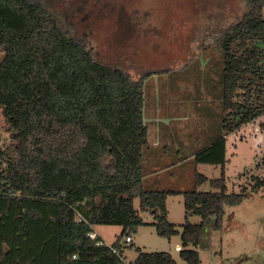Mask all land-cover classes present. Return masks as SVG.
Masks as SVG:
<instances>
[{"label": "trees", "instance_id": "16d2710c", "mask_svg": "<svg viewBox=\"0 0 264 264\" xmlns=\"http://www.w3.org/2000/svg\"><path fill=\"white\" fill-rule=\"evenodd\" d=\"M246 3L244 16L212 39L223 58L226 134L264 114V0ZM1 53L0 106L13 156L0 145V264H178L169 251L141 247L126 262L122 239L143 225L162 237L181 234V257L202 264L198 247H210L205 240L222 227L226 207L249 194L227 189L226 137L194 153L198 163L223 167L219 178L197 173L196 184L209 180L215 190L146 189L144 80L155 71L135 79L98 61L88 39L72 37L35 0H0ZM262 186L258 178L252 190ZM170 193L183 194L187 215L200 223L180 231L169 220ZM99 224L123 229L106 244L89 236Z\"/></svg>", "mask_w": 264, "mask_h": 264}, {"label": "rangeland", "instance_id": "374dc122", "mask_svg": "<svg viewBox=\"0 0 264 264\" xmlns=\"http://www.w3.org/2000/svg\"><path fill=\"white\" fill-rule=\"evenodd\" d=\"M35 1L54 13L72 37L88 39L98 61L118 66L135 79L155 71L144 80V119L149 127L144 148V170L149 177L144 188L215 190L209 180L196 184L197 173L219 178L223 167L198 163L193 156L226 137L227 189H247L249 194L240 204L226 207L222 227L212 230L205 240L210 247H198L202 264H264V186L252 190L258 178L264 179V114L226 134L223 58L212 44L216 34L244 16L246 0ZM12 141L0 106V145L10 156ZM157 167L159 173L150 176ZM151 179L157 181L156 186ZM134 206L140 210L139 197ZM167 208L169 220L180 231L183 224L202 220L199 215H187L181 193L168 194ZM140 213L144 220L153 221L150 211ZM98 226L106 244L114 243L123 229L121 225ZM130 235L131 243L125 242L126 236L122 239L127 263L135 260L136 247H141L169 251L178 264H187L177 249L183 247L181 234L162 237L155 226L143 225Z\"/></svg>", "mask_w": 264, "mask_h": 264}, {"label": "crops", "instance_id": "0c3cea01", "mask_svg": "<svg viewBox=\"0 0 264 264\" xmlns=\"http://www.w3.org/2000/svg\"><path fill=\"white\" fill-rule=\"evenodd\" d=\"M145 122H146V120H145ZM147 123V122H146ZM148 125V124H147ZM148 142H149V140H148ZM157 147H159L158 145H157ZM160 156H161V153L159 154ZM162 157V156H161ZM194 157V156H193ZM155 172H153V173H151L152 175H150V176H153L154 174H158L159 173V170H158V167L156 168V170H154ZM163 171V170H162ZM144 172H145V170H144ZM149 177V175H147L146 174V172H145V176H144V179H143V185H144V183H145V181L147 180V178ZM154 178V177H153ZM151 182L153 183L152 185H157V181H154L153 179H151ZM163 185H167L166 184V181L164 180L163 181ZM146 189H148V188H146ZM153 189H155V188H153ZM174 189V188H173ZM94 231L96 232V234L97 235H99L102 239H103V236H102V234H101V232H100V230H99V226L98 225H94ZM104 241V240H103ZM180 251V250H179Z\"/></svg>", "mask_w": 264, "mask_h": 264}, {"label": "built area", "instance_id": "2783aa9c", "mask_svg": "<svg viewBox=\"0 0 264 264\" xmlns=\"http://www.w3.org/2000/svg\"><path fill=\"white\" fill-rule=\"evenodd\" d=\"M89 236L91 237V238H96V236H97V234H96V232L95 231H91L90 233H89ZM133 241V238H132V236L131 235H127L126 237H125V242L126 243H130V242H132ZM102 242H98L97 244L98 245H100ZM177 249L178 250H181V246H177Z\"/></svg>", "mask_w": 264, "mask_h": 264}, {"label": "flooded vegetation", "instance_id": "af4514ba", "mask_svg": "<svg viewBox=\"0 0 264 264\" xmlns=\"http://www.w3.org/2000/svg\"><path fill=\"white\" fill-rule=\"evenodd\" d=\"M40 3V2H39ZM48 9V8H47Z\"/></svg>", "mask_w": 264, "mask_h": 264}]
</instances>
